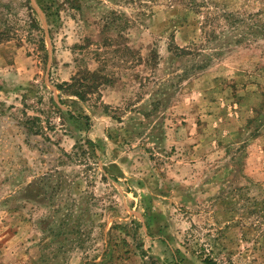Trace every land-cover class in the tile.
Returning <instances> with one entry per match:
<instances>
[{
  "label": "rangeland",
  "instance_id": "1",
  "mask_svg": "<svg viewBox=\"0 0 264 264\" xmlns=\"http://www.w3.org/2000/svg\"><path fill=\"white\" fill-rule=\"evenodd\" d=\"M264 264V0H0V264Z\"/></svg>",
  "mask_w": 264,
  "mask_h": 264
},
{
  "label": "trees",
  "instance_id": "2",
  "mask_svg": "<svg viewBox=\"0 0 264 264\" xmlns=\"http://www.w3.org/2000/svg\"><path fill=\"white\" fill-rule=\"evenodd\" d=\"M206 264H210V263L206 262Z\"/></svg>",
  "mask_w": 264,
  "mask_h": 264
}]
</instances>
